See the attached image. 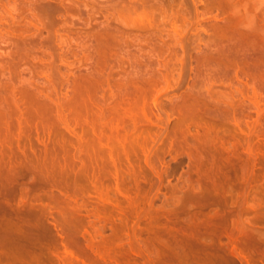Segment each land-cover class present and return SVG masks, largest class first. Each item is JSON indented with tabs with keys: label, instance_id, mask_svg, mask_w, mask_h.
I'll use <instances>...</instances> for the list:
<instances>
[{
	"label": "bare ground",
	"instance_id": "bare-ground-1",
	"mask_svg": "<svg viewBox=\"0 0 264 264\" xmlns=\"http://www.w3.org/2000/svg\"><path fill=\"white\" fill-rule=\"evenodd\" d=\"M245 15V21L242 20L244 22L237 19L238 22H242L239 23L241 26L237 23L241 28L240 32L226 37L229 44H225V49L221 48L220 55L227 57L226 62L231 61L232 64L231 62L229 64L233 68L235 66L236 70L239 69L240 77L246 86L252 89V94L255 97H262V91H264L263 27L257 24L256 14L245 13ZM147 21L148 26L153 28L152 20L147 18L146 23ZM162 40H160L162 43L155 41L152 37L147 40L150 54L147 56L150 59L147 60L144 73L136 69L127 82H116L117 92H113L116 89L111 92L116 95L113 102H106V98L101 101V96L99 100L96 97V93L99 92H96L98 87L96 84L106 77L105 71L103 72L105 69L100 66L101 61L95 68L77 78L78 82L73 91L71 90L72 97L69 100H67L68 97L65 101L57 100V98L55 100L54 97H52L53 100H40L36 97L32 99L27 90L23 91L25 95L24 98L21 96L23 100H19L20 102L16 99L15 102L14 100L9 102L7 96L6 100L0 98V264H43L42 260L46 255L44 250L50 249L51 246L55 247L56 244H60L65 252L64 259L60 258L61 262L70 260L65 264H131L132 256L137 255L141 258L144 255L146 257L149 255L150 258L153 256L151 260H148L152 261L151 264H236V259L241 264H257L263 261L264 200L260 199L258 205L256 204L258 201L251 200V202L245 190L237 185L236 179L239 177L238 172L242 169L237 165L239 146L247 152L252 151L251 153L259 150L260 146L256 149L257 146L254 145L253 140L245 141V138L243 141L246 144L243 146L241 141L231 142V137H228L223 143L226 141L229 143L234 155L226 163L217 159L211 150L216 142L213 134L218 127L228 123L241 127L243 118L236 117L235 108L226 112L219 111V113L214 110L216 114L205 113L203 112L204 101V104L202 101L201 104L196 97H192L193 100L191 97H186L187 95L182 96L184 100L179 101L181 104L177 106L181 116L179 119H182L177 122L173 134L180 137V134L188 132V135L191 130H187L191 124L192 127L196 122L203 124V126L198 123L195 125L197 128L195 131L199 132V135L200 132L202 134L196 141L197 145H194L195 151L199 150L198 156L203 158L199 157L200 160L198 159L195 165L192 164L193 169L191 168L190 175L187 174L189 177L187 176L185 181H188L185 183L187 185L193 183V189L197 185L200 193H189L186 197L183 196V199L178 198L180 200L174 198L177 195L173 198L168 196L169 202L164 200L167 204L170 201L174 204L179 202L176 206L171 205L176 207L175 210L167 208L174 211L172 210V213L170 211V214L166 213L165 217H162L164 213L161 212V218L166 219H164V225L159 223L162 225L159 226L152 219L149 226L150 222L147 221L149 218L156 215L155 218L158 220L155 219V221L161 222L162 219L159 215L157 217V213L160 214V212L151 213L152 204L147 207V202H144L154 184H150L152 185L150 190L141 188V182L146 181L147 172L145 173L144 167L139 163L138 165L134 159L141 157L140 153H142L143 156L145 155L147 164L150 153L147 154L146 150L151 141L148 138L147 129L148 126L159 124L161 121L158 118L159 121L156 123L152 120L153 114L148 116L150 109L147 106V98L152 97V94L155 96L154 92L161 90L157 89L159 85L165 80L166 83L168 81L169 76L167 73L163 74L160 68L161 66L170 67L171 61H166L170 62L168 65L165 62V65H162L160 58L155 65L157 67L154 66L156 63L154 57L164 52L165 42ZM210 54H205L207 56H204L199 69H196L197 76L205 78V81L208 79L207 82L212 73L208 68L213 60L210 59ZM172 56L174 54L169 57L173 58ZM110 76V74L107 75L106 79L110 80ZM114 95L111 96L114 97ZM156 97L159 96L156 95ZM158 100L160 99L153 100L156 108L161 105L160 103L158 105ZM193 120L195 123L187 124L188 121ZM258 122L259 120L251 122L249 130L257 132L258 134H255L260 138L261 130L264 129L260 130L259 126L262 122ZM240 130L243 129L240 128ZM245 131L243 133H246ZM248 134L252 135L251 132ZM170 137L175 138L173 135ZM179 137L176 139L180 140ZM250 138L252 139L251 136L248 139ZM179 140H176L178 142L171 140L170 146L175 145L173 141L180 146L181 140ZM207 144L213 145L207 147ZM160 157L161 155L158 157L159 161ZM125 160L128 166H125ZM248 165L245 166L246 169L250 166ZM154 167L157 174L159 171L157 167ZM110 177L114 178L115 182L110 184L111 187L113 183L115 185L112 188L115 190L110 187V192L115 191L117 195L114 199H111L114 195L112 197H110L111 194L109 195V186L107 188L112 181ZM189 178L192 183L188 180ZM106 180L111 181L106 183L105 187ZM88 184L94 187V191L90 189L93 187L89 190L94 192V196L98 194L97 202L101 203L106 210L111 207L115 211L116 208L117 213L114 212V215H117L116 218L114 215L108 216L107 211L100 204L90 208L91 200L88 201L89 204L87 201L78 202L80 193L90 192L85 188L86 185L89 186ZM193 189L190 190L193 192ZM241 189L244 190L243 194ZM96 190L98 193H95ZM118 194L119 197L122 195L129 198H126L129 200L127 206H121L123 202L119 201ZM106 204H111L113 207H106ZM163 204L157 210H162ZM164 208L163 210H166V203ZM257 209L262 212L260 211V214L257 212L256 216L250 217L252 210L257 211ZM150 214L155 215L150 216ZM143 221H147L144 227L141 226ZM89 225L93 226H90L94 229L93 232L86 229ZM108 229L110 233L106 234ZM146 233L148 237L142 238V235ZM124 238L127 240L128 252L122 254L117 248L121 246L120 243ZM46 258L51 264H56L49 255Z\"/></svg>",
	"mask_w": 264,
	"mask_h": 264
},
{
	"label": "rangeland",
	"instance_id": "rangeland-1",
	"mask_svg": "<svg viewBox=\"0 0 264 264\" xmlns=\"http://www.w3.org/2000/svg\"><path fill=\"white\" fill-rule=\"evenodd\" d=\"M245 13L256 14L257 24L259 23L258 25L263 27L262 31L264 32V0H0V72L3 73V71H5L3 74L0 73V98L6 100L7 96L9 102L10 100H14L15 102V99L22 101L23 99H21V96L23 97L25 95L23 91L27 90L30 96L28 93L27 95L32 99L36 97L40 98V100H53L52 97H54L55 100L57 98V100L65 101L68 97L67 100H69L70 97H72L73 88L78 82L77 78L81 74L95 68L96 64L101 61L100 66L105 69L103 70V72L105 71L104 75L107 77V75L110 74L111 76L109 77L110 80H107L103 75L105 77H103L104 80L106 79L105 82H103L104 80L99 82L101 84L103 83V85L99 83L96 84L98 85V87H96V92L99 91L96 93V97L98 100L102 97V99H100L101 101L106 98V102H113L116 95L111 92L115 89L116 90L113 92H117V88L115 87L116 82H127L136 69H140L138 71L140 72L142 70L141 72L144 73L147 60L150 59V57H148L150 54L148 53L147 40L151 37L155 39V41L163 39L162 41L165 42L164 44L167 46H164V52L159 53V55H156L158 54L156 53V56L154 55V62L156 61L154 66L157 65V60L160 58V61H162L160 63H163L162 65H165V63L168 65L170 62L166 61H171L170 67H165V69L164 66H161L162 68H160L163 74L167 73L169 77L171 75V78L166 76L168 77L167 83L165 82L166 80L162 82L159 85L160 87L157 88L161 90L155 91V96L152 94V97H148V103H146L150 109V114H148V116L153 114V116L151 115L153 121L158 123L160 119L163 123H166H164L166 126L161 123V121H159L160 126L159 124L148 126L149 130L145 126V129L148 131V138L151 140L146 150L147 154L150 153L149 160L147 158L149 163H145V155L143 156L142 153H140V158L137 157V159H134L137 164L139 163L144 167L145 173L147 172L145 174L147 175L146 181L141 182V188L143 190H150L152 188L148 191L150 192V194H148L149 199L145 198L144 202H147V207L152 204V207L150 206L151 209L149 208L151 213L160 212V214L157 213V217L159 215V218L162 219L161 222H158V218H155L156 215L150 214V216L155 215V217L149 218L147 220L148 223L152 219H154L153 221L155 224L165 223L166 219L161 218L162 213L165 214H163L164 216L162 215V217H165L167 215L166 213L170 211L172 213L173 209H169L174 208L175 210L176 207L174 206L179 203L175 202L176 204H174L170 201V203L167 204L165 201L170 200V197L173 198L177 195L174 197L175 199H183V196L186 197L189 193H200L197 185L195 186L196 189H193L194 185H192L193 183L190 178L188 180H190L192 184H185L188 182L185 181L193 169L192 164L194 163L193 165H195V162L200 160L199 157L203 158L200 155L198 156V154H200L197 153L199 150L196 152L194 149V145L198 143L196 141L202 134V132H200L201 134L199 135V132L195 131L197 129L195 125L198 122L193 125L194 129L190 123L194 122V120L187 122V124H191L190 126L188 125L190 128L187 131H192H190L188 135V132H184L186 134H180V137L179 135L175 136V134H173L176 130L177 122L182 119H179L181 116L177 109L179 107L177 106H180V102H183L182 99L184 100V98H182V96L184 97L186 95V97L189 98H198L195 99L199 100L200 103L204 101L205 105H203V112L205 113L216 114L215 111L218 113L219 111L226 112L235 108L236 117L238 119L243 118L241 127L235 126L233 123L218 127L213 134L216 140V142H214V147L212 146L213 144H207V147L211 145V150L214 155L217 156V159L226 163L228 159L233 157L234 153L227 141L223 143L224 139L231 137V142L238 143L241 141L240 143L245 146L246 142L243 141L245 138V141L253 140L254 145L256 144L257 146L256 149L260 146V149L255 150L253 153H251L252 151L247 152L239 146L237 152V156H239L237 165L242 169L245 168V171L241 169L238 172L239 177L237 176L238 178H236L238 182L237 185L245 190V194L249 197V200L258 201V203L255 202L258 205L260 199L262 201L264 200V130H261L264 129V91H262V97H255L254 94H252L253 92H251L252 89L247 87L244 80L240 77L239 69L236 70L237 68H235L234 65L233 68L232 65L229 64L231 61L228 60V62H226L227 57L220 55L221 50L223 48L225 49V44H229L226 37L229 34L236 35L240 32L241 28H239L238 24L245 21ZM147 18L152 20L154 25L153 28L148 26V21L146 23ZM249 18H251V16ZM237 19L244 21L238 22ZM234 23H236L238 27ZM176 29H179V31ZM160 36L162 37L159 38ZM175 44L177 45L175 46ZM227 46L228 45H226V47ZM173 54V58H170ZM205 54H210V59H213L209 63L211 67L208 65V68L211 69L213 73H211L208 82V79L205 81V78H199V76H197L200 63L202 59L207 56ZM220 57L223 58L221 59ZM17 58H19V60ZM181 59L182 61H180ZM172 60H174V62ZM102 67L101 69H103ZM174 73L175 75L173 76ZM173 78L176 79H174V82ZM173 83H175L176 86ZM163 85H165L166 88ZM99 88L101 89L99 90ZM2 90L4 92H1ZM69 90L72 91L70 92ZM163 90L165 93H162L164 92ZM20 92H22V94ZM2 93L6 95H2ZM164 94L165 96H163ZM111 95H114V97ZM156 95L159 97H156ZM99 96L101 97L99 98ZM158 98L160 100H158L157 103L158 105L160 103L162 106L159 105L156 108L153 100ZM176 103L178 105H176ZM206 105L208 106L206 107ZM227 107L230 109L228 110ZM162 118L164 120H162ZM258 120L260 123L262 122L259 126L262 131L260 138H258V133L252 130L253 128L251 129L252 131L249 130V126L252 124L251 122ZM147 124L149 125V123ZM185 126L187 125L185 124ZM200 126H203V124ZM240 128L243 130H240ZM61 129L63 130V128ZM61 129L60 131L62 132ZM244 130H246V133H243ZM78 131H80V128H78ZM249 131L252 133V135L250 134L252 139H248L250 137L248 134L250 133ZM63 133H65L64 130ZM172 135L175 138L171 139L170 136ZM178 137L181 141L176 139ZM173 139L175 142L179 140L181 143L180 146L178 145L179 143L176 145L174 141L173 143L176 146H170L172 144L171 140ZM157 155L158 157L161 155L160 161ZM249 159L250 161H248ZM246 164L250 165H248L249 167H247V169L245 167L247 166ZM126 165L128 166L127 162L125 166ZM153 167H157L159 171L157 174ZM196 177L194 178L196 179ZM110 179L112 181L106 180L104 184L106 187L109 181H111L109 185H107V188L109 186V195L111 194L110 197L114 195L113 198H111L114 199V197L117 196L114 193L115 191H112L115 190V188L112 189L115 182L113 180L114 178L110 177ZM112 182L114 183L111 187L110 184H112ZM151 183L154 184V187H151L152 185L150 186ZM88 185L89 186L86 185L85 188L90 192L84 191L80 193L78 202L87 201V204H89L90 202L88 203V201L91 200L90 206L88 205L90 208L97 206V204L102 205L97 202L98 199L96 196H98V194L94 196L95 194L92 192L94 191V187L90 184ZM90 187H93V189ZM110 187L112 189L111 192ZM190 187L193 189V192L190 190ZM89 188L92 191L89 190ZM185 189L186 192L184 191ZM243 189H241L242 194L244 192ZM187 190H189L188 193ZM196 191H198V193ZM96 192L97 190L95 193ZM93 196L95 198H93ZM118 198H120V202H123L121 206L125 207L128 205L127 202L129 200L127 199L129 198L123 197L122 195L119 197V194ZM164 202L166 203V210H163L165 209ZM161 204L164 205L163 209L157 210L158 207L162 206ZM173 204L174 206H171ZM169 205L171 207H169ZM107 206L110 207L112 205L106 204V207ZM102 207L104 206L102 205ZM112 209L113 208L110 207L109 210H106L104 207V210L107 211H105L106 214L110 217L114 215V212L117 213L116 208L114 209L115 211ZM259 209H257V211L252 210V213L250 211L249 213L251 214L248 213L249 216L251 217V215H253L252 217H254L255 213L262 212V210ZM115 216L117 217V215H114V217ZM155 219L157 220L155 221ZM147 221H143L144 223L141 222V226L144 227ZM151 223L152 222H150L149 226ZM164 223L162 225H164ZM131 224L133 223L131 222ZM162 225L159 224V226ZM90 226L91 225H89L88 228L86 227V229L93 232L94 229L91 228L93 226ZM109 233L110 231L108 229L106 234ZM151 235L153 236V234ZM146 237H148L147 233L142 235V238ZM126 241L127 240L124 238L120 243L121 246L117 248L118 252L122 254L128 252ZM56 245H54L55 247L51 246L50 249L44 250L46 255L42 260L43 264H51L46 258L48 255L54 259L56 264H65L70 261H67L68 259L65 257L67 260L61 262L60 258L65 256V252L60 244L58 246ZM152 258L153 256L150 258L149 255L147 257L144 255L142 258L138 255L132 256L131 264H151L152 261L148 260ZM236 260V264H241L238 259ZM257 264H264V259Z\"/></svg>",
	"mask_w": 264,
	"mask_h": 264
}]
</instances>
